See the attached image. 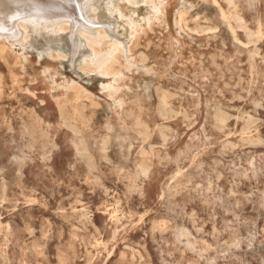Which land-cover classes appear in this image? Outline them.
<instances>
[{"label": "rangeland", "instance_id": "obj_1", "mask_svg": "<svg viewBox=\"0 0 264 264\" xmlns=\"http://www.w3.org/2000/svg\"><path fill=\"white\" fill-rule=\"evenodd\" d=\"M70 1L73 44L44 29L0 57V264H264V0H166L152 29L148 0H81L86 23Z\"/></svg>", "mask_w": 264, "mask_h": 264}, {"label": "bare ground", "instance_id": "obj_2", "mask_svg": "<svg viewBox=\"0 0 264 264\" xmlns=\"http://www.w3.org/2000/svg\"><path fill=\"white\" fill-rule=\"evenodd\" d=\"M7 3H6V2ZM60 1H62V0H0V8L2 9V10H4V12L7 14V16H5L4 18V21H3V24L0 26V30L4 33V31L5 30H7V28H6V26H8V30H7V37L8 38H6V39H4V40H2V41H0V57H2V58H4L5 56H7V54L9 53V51L7 50V48H11V44H13L14 43V45H15V43H17L18 45H21V43L23 42V43H28V42H26L25 41V39L26 38H28V36L29 37H31L32 39H34V35H37L38 34V32L39 31H42V32H44V29L45 30H47L48 32H46V34H47V36L48 37H51L52 39H54L55 37V39H57L58 41H61L62 40V38H64V39H66V40H68V43L70 44V43H74V41H73V38L75 37V33H73V28H71L70 29V31L69 32H67L68 31V29L70 28V26H69V24L65 21V20H59V18H60V16H61V14L63 13L62 11H64L65 12V8H64V6L60 3ZM70 0H68V2H69ZM80 1L81 0H71L70 1V3H69V6L70 7H72V8H76V9H78L79 8V10H78V13L80 14V16H82V19H83V22H87L88 21V15L90 16V13H92V10H93V8H91V9H89V10H84V6H81V3H80ZM129 1H134V0H129ZM206 1H210L211 3H213V4H217V0H206ZM248 1H251V0H248ZM253 1H255V0H253ZM253 1H251V2H253ZM148 2H151V15H149L146 19H145V22L148 24V29L149 28H151L152 26H154V24H161L163 21H164V18H165V14H164V10H165V6H166V4H167V2H166V0H148ZM228 2H229V4H231V3H233V0H228ZM259 3V2H258ZM42 7H43V9H42ZM187 7V6H186ZM186 7H185V5L184 6H180L177 10H176V16H175V24H176V26L181 30L183 27H185L186 25H185V15H186ZM220 12H221V10H220ZM5 15V14H4ZM37 15H39V16H41V18H37L36 19V17L35 16H37ZM220 15H221V17L223 18V19H226V17H225V14H224V12H221L220 13ZM91 16H92V14H91ZM43 19V21H41ZM58 19V20H57ZM174 20V19H173ZM195 25H197V24H195ZM194 25V26H195ZM199 26V25H198ZM43 27V28H42ZM39 28H41V30H39ZM139 28H141L140 27V25L139 24H137V25H135V27L134 28H132L131 29V35H129V37L130 36H133L134 38H133V41H132V44H134L135 43V41H136V39L138 38V35L140 36V34L138 33L139 31H138V29ZM146 28V27H145ZM188 28V27H187ZM195 28H197V27H195ZM152 29V28H151ZM198 29V28H197ZM142 30H143V28H142ZM191 30V29H190ZM211 30V29H210ZM217 30V29H216ZM141 31V30H140ZM145 31V30H144ZM146 31H148V30H146ZM182 31V30H181ZM193 32H194V30H192ZM195 31H197V30H195ZM206 31V30H205ZM207 31H209V30H207ZM215 31V30H214ZM142 32V31H141ZM197 33V32H196ZM58 34H61V35H65V37H57V35ZM143 34V33H142ZM144 35V34H143ZM145 35H147V33L145 34ZM79 39H80V46L79 47H77V49H81V51H82V53L83 54H92V55H94L95 57H96V54H97V51H96V49H91V52H90V47L91 46H93L94 45V43H93V41H92V39H93V37H91V36H89L88 34H83V33H80L79 34ZM158 38H159V36H158ZM141 39V38H140ZM11 40H12V42H11ZM27 40V39H26ZM106 40V41H105ZM105 40H104V38H101V41L99 42H96V43H99L98 44V46H100L101 48H104V46H105V42H107V38L105 37ZM158 40H160V39H158ZM105 41V42H104ZM131 41V40H130ZM147 41V40H146ZM159 42V41H158ZM22 43V44H23ZM149 43V42H148ZM160 43V42H159ZM16 44V45H17ZM132 44H131V46H132ZM143 44H145V43H143ZM150 44V43H149ZM153 44V43H152ZM151 44V45H152ZM208 44V43H207ZM242 44H244L245 45V43H242ZM154 45V44H153ZM152 45V46H153ZM156 45V44H155ZM175 45V44H174ZM224 45V44H223ZM82 46V47H81ZM131 46H128V47H125V50H124V48H122L120 51H116L114 54H115V57L113 58V59H111V58H108V59H106V58H104V61L101 63L102 65H103V69L101 70V73H102V75H107V76H109V75H113V76H118V73L119 74H121L122 73V70L123 69H126V68H128V67H130L131 65H133V59L132 58H130L129 57V55L131 56V51H132V47ZM147 46V45H146ZM246 46H247V44H246ZM148 47V46H147ZM156 47H158V45L156 46ZM160 47V46H159ZM170 47H171V45H170ZM86 50H85V49ZM145 48V47H144ZM154 49V48H153ZM160 49V48H159ZM159 49H158V51H159ZM13 50V49H12ZM11 50V51H12ZM88 50H89V52H88ZM133 52V51H132ZM140 52H142V51H140ZM175 52V51H174ZM230 52V51H229ZM13 53V52H12ZM24 53V52H23ZM23 53H21V55H20V57H22V54ZM144 53V52H143ZM38 54V53H37ZM175 54V53H174ZM255 54H257V53H255ZM138 56H139V54H137ZM140 55H141V53H140ZM212 55V54H211ZM219 55V54H218ZM83 56V55H82ZM146 56V55H145ZM200 56V55H199ZM216 56H217V54H216ZM258 56V55H257ZM84 57V56H83ZM82 57V58H83ZM132 57V56H131ZM142 57V56H141ZM201 57V56H200ZM220 57V56H219ZM218 57V58H219ZM222 57V56H221ZM23 58H25L24 56H23ZM193 57L191 56V59H192ZM222 58H224V57H222ZM189 59V58H188ZM212 61H213V59L212 58H210ZM21 60H23V59H21ZM26 60V59H25ZM187 60V59H186ZM185 60V61H186ZM225 60V59H224ZM223 60V61H224ZM24 61V60H23ZM23 61H20L19 59H15V63H21V62H23ZM132 61V62H131ZM132 64H131V63ZM188 62V61H187ZM6 63V62H5ZM192 63V62H191ZM218 63V62H217ZM216 63V64H217ZM215 64V65H216ZM6 65V64H5ZM214 65V64H213ZM150 66V65H149ZM148 66V67H149ZM215 67V66H214ZM219 67V66H218ZM149 68H147V70H148ZM150 69H152L151 67H150ZM127 70V69H126ZM221 70V69H220ZM234 70V69H233ZM250 70V69H249ZM49 71V69H46L45 70V72H48ZM149 71V70H148ZM205 71H207V69L205 70ZM204 71V72H205ZM222 71V70H221ZM220 71V72H221ZM240 71V70H239ZM208 72V71H207ZM250 72V71H249ZM210 73V72H209ZM231 74V73H230ZM224 74H222V76H223ZM14 76V75H13ZM169 76V75H168ZM176 77V76H175ZM220 77V76H219ZM223 78V77H222ZM262 78V77H261ZM16 80V79H15ZM242 81V80H241ZM66 82V85L64 86L65 87V89L67 90V91H70L73 95H77V93H84V94H86V91L84 90V88L82 87V86H80L79 84H78V82H76V81H74V80H72L71 79V81H65ZM237 82V81H236ZM6 84V83H5ZM242 84V83H241ZM226 85V84H225ZM264 85V84H263ZM233 87V86H232ZM182 89V88H181ZM264 93V92H263ZM87 95V94H86ZM91 97H92V95H90ZM166 96V95H165ZM83 96H81L80 98H82ZM87 97V96H86ZM237 97H239V95H237ZM241 97V96H240ZM239 97V98H240ZM79 98V99H80ZM238 98V99H239ZM242 98V97H241ZM240 98V99H241ZM259 98H260V96H259ZM61 99V98H60ZM168 99H169V97H168ZM213 99V98H212ZM263 99V98H262ZM53 100V99H52ZM139 100V99H138ZM141 100V99H140ZM139 100V101H140ZM61 101H62V99H61ZM60 101V102H61ZM231 101H233V100H231ZM63 102V101H62ZM67 101L65 100V103H66ZM141 102V101H140ZM139 102V103H140ZM83 103V105L84 104H86V103H84V102H82ZM129 104V103H128ZM134 104V103H133ZM253 104V103H252ZM57 105V104H56ZM55 105V106H56ZM93 105V104H92ZM91 105V106H92ZM137 106V105H136ZM139 106V105H138ZM232 106V105H231ZM62 107H65L64 106V104H63V106L62 105H60V108H62ZM87 107H89V106H87ZM94 107H96V106H94ZM142 107H143V105H142ZM180 107V106H179ZM60 108L58 109V110H60ZM140 108V107H139ZM27 110H28V108H26ZM32 109V108H31ZM64 110V109H63ZM63 110L61 111H59V112H63ZM68 110V109H67ZM78 110L80 111V107H78ZM78 110H77V115H78ZM82 110H83V107H82ZM137 110H138V108H137ZM142 111V110H141ZM186 111V110H185ZM130 112H132V111H130ZM31 113V112H30ZM75 113V112H74ZM80 113V112H79ZM186 113H187V111H186ZM249 113V112H248ZM34 115H35V113H33ZM63 114H64V112H63ZM68 114H72V113H69L68 112ZM67 114V115H68ZM184 114V113H183ZM238 114V113H237ZM250 114V113H249ZM75 115V114H74ZM134 115V114H133ZM132 115V116H133ZM194 115V114H193ZM193 115H192V117H193ZM32 116V115H31ZM63 116H65V115H63ZM83 117H84V115H82ZM184 116V115H183ZM242 116H243V114H242ZM248 116V115H247ZM89 117H90V115H89ZM185 117H186V119H187V116L185 115ZM192 117H190V118H192ZM240 117V116H239ZM31 118H33V117H31ZM62 118V117H61ZM65 118H67V117H65ZM78 118V117H77ZM138 118V117H137ZM136 118V119H137ZM141 118V117H140ZM39 119V118H38ZM37 119V121H39ZM71 119V118H70ZM81 119V118H80ZM85 119V118H84ZM83 119V120H84ZM136 119H134V121H136ZM41 120V119H40ZM60 120V119H59ZM86 120H88V119H86ZM129 120H131V119H129ZM138 120V119H137ZM139 120H141V119H139ZM31 121H34V119H32ZM64 121H66V119H64ZM67 121H69V120H67ZM91 121V120H90ZM132 121V120H131ZM41 122V121H40ZM184 122V121H183ZM60 123V122H59ZM124 123V122H123ZM135 123V122H134ZM134 123H132V124H134ZM138 123H140L139 121H137V124ZM69 125L71 124V123H68ZM122 124V123H121ZM131 124V125H132ZM183 124V123H182ZM244 124H245V122H244ZM32 125H36V124H32ZM37 125H39V123L37 124ZM63 125V124H62ZM73 125V124H72ZM71 125V126H72ZM122 125H124V124H122ZM127 125H128V123H127ZM135 125V124H134ZM140 125H142L141 123H140ZM139 125V126H140ZM65 126V125H64ZM67 126V125H66ZM121 126V125H120ZM125 126H126V124H125ZM146 126V125H145ZM25 127V126H24ZM36 127V126H35ZM35 127H33V128H35ZM48 127H49V125H48ZM122 127V126H121ZM124 127V126H123ZM123 127H122V129H123ZM130 127V126H129ZM32 128V127H31ZM32 128V129H33ZM72 128V127H71ZM74 128H75V125H74ZM74 128L71 130V131H73L74 130ZM77 128V127H76ZM141 128V127H140ZM146 128H147V126H146ZM150 127H148L147 129H149ZM36 129H38V128H36ZM36 129H35V131H36ZM78 129V128H77ZM126 129V128H125ZM137 129V128H136ZM142 129L143 128H141V132H145L144 130L142 131ZM34 130V129H33ZM41 130V129H40ZM132 130V129H131ZM13 131V130H12ZM135 131H138V129L137 130H135ZM139 131H140V129H139ZM43 132V131H42ZM42 132H41V134H42ZM78 132V131H77ZM111 132V131H110ZM119 132V131H118ZM140 132V133H141ZM147 132V131H146ZM39 133V132H38ZM38 133H36V134H38ZM73 133H74V131H73ZM120 133V132H119ZM139 133V134H140ZM159 133V132H158ZM203 133V132H202ZM21 134V133H20ZM29 134H31L32 135V133H30L29 132ZM136 134H138V133H136ZM142 134H144V133H142ZM141 134V135H142ZM148 134V133H147ZM201 134V133H200ZM30 135V136H31ZM40 135V134H39ZM30 136H29V138H30ZM45 136V135H44ZM123 136V135H122ZM115 137H117V135H115ZM120 137V136H119ZM160 137V136H159ZM31 139V138H30ZM147 139V138H146ZM115 140V139H114ZM118 140V139H117ZM251 140V139H250ZM81 143H83V141L81 142ZM237 144V143H236ZM84 145V144H83ZM75 146H76V144H75ZM77 146H78V144H77ZM48 147V145L46 144V148ZM81 147H85V146H81ZM118 147H119V145H118ZM77 148V147H76ZM75 148V149H76ZM120 148V147H119ZM43 149V148H42ZM83 149V148H82ZM86 149V148H85ZM84 149V150H85ZM140 149H144V148H140ZM78 151V150H77ZM158 151V150H157ZM85 152V151H84ZM142 151H140V153H141ZM144 152H145V155H146V151L144 150ZM150 152H151V150H150ZM86 153L87 152H85V155H86ZM35 154V153H34ZM81 154H83V153H81ZM88 154V153H87ZM122 154V153H121ZM84 155V154H83ZM83 155H82V157H83ZM147 155H149V154H147ZM152 155V154H151ZM154 155V154H153ZM152 155V156H153ZM43 156V155H42ZM81 156V155H80ZM91 156V155H90ZM140 156V155H139ZM82 157H80V158H82ZM143 157V156H142ZM142 157H141V159H142ZM145 157V156H144ZM43 158V157H42ZM87 158V157H86ZM88 158H89V156H88ZM87 158V159H88ZM91 159V158H90ZM93 159V158H92ZM147 159H149V158H147ZM43 160V159H42ZM104 160V159H103ZM143 160V159H142ZM88 161V160H87ZM87 161H85V162H87ZM144 161V160H143ZM150 161V160H149ZM87 163H89V162H87ZM92 163V162H91ZM94 163V162H93ZM86 164V163H85ZM90 164V163H89ZM88 164V165H89ZM96 164V163H95ZM94 164V165H95ZM143 164V163H142ZM141 164V165H142ZM145 164V163H144ZM87 165V166H88ZM140 165V166H141ZM146 165V164H145ZM144 165V168H146L147 166H145ZM150 166V165H149ZM90 167V166H89ZM93 167V166H92ZM143 168V167H142ZM144 168H143V170H144ZM147 169V168H146ZM149 169V168H148ZM96 170V169H95ZM231 170V169H230ZM34 171V170H33ZM238 172V171H237ZM31 173V172H30ZM91 173V172H90ZM142 173V172H141ZM146 173H147V170H146ZM149 173V172H148ZM175 173V172H174ZM177 173H178V171H177ZM236 173V172H235ZM234 173V174H235ZM85 175V174H84ZM90 174H88V176H89ZM232 175V174H231ZM244 175V174H243ZM88 176H87V178H88ZM129 176V175H128ZM132 176V175H131ZM139 176V174L137 175V177ZM236 176V175H235ZM78 177V176H77ZM130 177V176H129ZM238 177V176H237ZM217 178V177H216ZM94 179V178H93ZM134 179V178H133ZM179 180V179H178ZM170 181V180H169ZM179 181H181V180H179ZM210 181V180H209ZM135 182V181H134ZM133 183V182H132ZM136 183V182H135ZM174 183H176L175 181H174ZM183 183V182H182ZM211 183V182H210ZM137 184V183H136ZM177 184V183H176ZM175 184V185H176ZM134 185V184H133ZM132 185V186H133ZM181 185V184H180ZM210 185V184H209ZM216 185H218V184H216ZM138 186V185H137ZM134 188H135V186H134ZM138 188V187H137ZM132 190V189H131ZM136 191V190H135ZM231 191V190H230ZM141 192V191H140ZM80 194V193H79ZM105 194V193H104ZM240 194V193H239ZM78 196V195H77ZM260 199V198H259ZM238 200V199H237ZM238 201H240V200H238ZM248 202V201H247ZM82 203V202H81ZM72 204V203H71ZM238 205V204H237ZM101 206V205H100ZM74 210V209H73ZM75 210H77V209H75ZM103 212V211H102ZM85 217V216H84ZM235 217V216H234ZM236 218H239V216L237 215V217ZM166 220V219H165ZM164 220V221H165ZM169 221V220H168ZM170 222V221H169ZM168 222V223H169ZM237 222V221H236ZM163 223H165V222H163ZM225 224H226V222H224ZM167 224V223H166ZM238 224V223H237ZM74 226V225H73ZM72 226V227H73ZM164 226H166V225H164ZM164 226H163V228H164ZM227 226V225H226ZM238 226H239V224H238ZM228 227V226H227ZM235 229V228H234ZM223 231H225V230H223ZM182 232V231H181ZM76 236V235H75ZM182 237V236H181ZM77 238V237H76ZM155 240V239H154ZM205 240V239H204ZM218 243V242H217ZM211 246V245H210ZM213 247V246H212ZM224 247V246H223ZM208 249V248H207ZM85 250V249H84ZM90 251V250H89ZM205 251H207V250H205ZM229 251V250H228ZM184 252V251H183ZM227 252V251H226ZM172 254H173V252H172ZM110 255V254H109ZM94 258V257H93ZM213 258V257H212ZM93 260V259H92ZM213 260V259H212ZM91 261V260H90ZM214 261V260H213Z\"/></svg>", "mask_w": 264, "mask_h": 264}]
</instances>
